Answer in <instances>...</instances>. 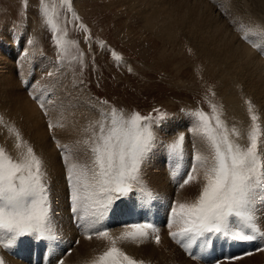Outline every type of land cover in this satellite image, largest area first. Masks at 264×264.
Segmentation results:
<instances>
[{"label": "snow or ice", "instance_id": "obj_1", "mask_svg": "<svg viewBox=\"0 0 264 264\" xmlns=\"http://www.w3.org/2000/svg\"><path fill=\"white\" fill-rule=\"evenodd\" d=\"M40 11L55 30L45 0H40ZM79 26L84 28L83 24ZM240 31H244L243 28ZM247 37L245 33L241 38L247 40ZM53 40L60 53L57 56L59 61L70 44L63 35H53ZM112 55L117 61L121 59L115 53ZM49 75L53 73L49 72ZM33 98L47 118L50 134L63 127L53 123L40 97ZM154 112L155 116L151 113L141 115L137 111L125 116L122 111L113 108L100 113L101 119L85 129L90 135L82 142L86 154H90L89 164L72 162L71 149L57 142L65 165L69 211L77 230H82L84 240L95 238L107 244L91 264H142L128 256L117 243H141L151 238L160 244L159 229L153 222L131 223L119 235H113L104 223L120 204L129 203L128 211H137L138 214L146 211L142 198L139 203L132 199L134 188L141 182L143 164L155 150L157 130L174 119L160 109H154ZM181 112L186 117L195 118V126L190 125L187 131L202 135L209 151L208 154L199 150L193 153L186 176L182 175L180 164H176L172 175L177 178L178 190L198 181L201 174L203 183L194 202H170L167 212L169 237L193 260H199L209 249L214 251L218 242L234 245L259 241L252 250L217 258L214 264H223L224 261L230 264L244 256L264 252V231L257 227L255 212L257 197H264V169L257 151L260 134L256 123L258 117L251 116L249 144L244 148L230 138L215 105L211 117L215 121L214 127L203 111ZM0 123H7L2 116ZM8 131H13V128L9 127ZM14 135L19 148L21 133L17 129ZM52 139L56 140L55 135ZM185 139V133H179L178 138L167 146L168 155L173 160L182 158L181 148ZM148 196L151 197V193ZM53 212L51 185L43 160L31 146H27L26 153L19 160L6 155L0 148V244L3 248L12 249L21 238L32 237L45 243L49 252L54 253L57 236ZM232 218H238L239 223ZM75 243L80 244L81 241L77 239ZM194 245L198 246L199 252H193ZM0 264H6L4 257H0ZM58 264H64V260L59 259Z\"/></svg>", "mask_w": 264, "mask_h": 264}, {"label": "rangeland", "instance_id": "obj_2", "mask_svg": "<svg viewBox=\"0 0 264 264\" xmlns=\"http://www.w3.org/2000/svg\"><path fill=\"white\" fill-rule=\"evenodd\" d=\"M158 1L161 2V0H150L151 3L149 0H45L52 23L56 26L54 30L40 11V0H0V42L5 40L2 38L4 34H6V39L10 32L20 34L22 36L20 39L23 41L20 44L21 47H25L27 44L28 48H31V53H37V56H40L38 58L42 60L43 65H53L51 69L56 72L54 86L56 89L57 85H59L57 89L59 95L67 96L68 93H72L75 98L74 101H81L84 108H78L80 112L76 113L82 114L84 117L82 116V123L74 132L76 141L72 139L67 142L68 144L75 142L74 146L82 147L86 151L82 142L89 138L90 133L86 132L85 129H88L93 122L101 119L100 113L111 111L113 108L118 112L122 111L125 116L130 115L132 111H137L141 115L151 113L155 116L154 109H160L168 112L174 118L178 115H183L181 110L184 112L203 111L209 116L210 122L214 127L215 121L211 120V117L214 115L213 105H215L220 119L229 130L230 138L244 148L249 144V139L246 135L251 131V116L256 115L258 117L256 123L259 126L260 134L257 151L262 164V154L264 153V119L262 117L264 111L261 115L260 111L262 109L256 105L254 96L244 89L242 74L231 66L227 68L221 59L214 58V55L209 54L204 49H200L203 43L199 35L191 37L190 34L184 31L185 29L183 30L175 22L174 18H167L162 13L165 10L161 6L162 2ZM164 1L165 5L168 6L170 0ZM172 1L179 2L180 0ZM194 2H207L208 4L210 2V5L212 3L213 6H211L213 10H216L214 13L216 12L218 19L221 18L222 21L225 19L223 23L227 24L226 26L230 27V29L232 26L235 27L236 23L243 22L242 24L246 23L243 29L250 26V29L255 30V33L264 37V8L259 4L253 7V3L250 0H195ZM218 2L220 6H218ZM229 21H232V26L228 24ZM80 24H83L84 28H81ZM53 35H63L64 39L69 41L70 44L68 51L60 56L59 61L57 56L60 53L55 46ZM251 35L247 39L249 38L248 41H254L253 43H255L258 35H254L256 39H254L253 35L251 37ZM197 39H201L200 42L202 44L197 42ZM29 40L32 41L31 44L28 43ZM258 45L257 47L261 50V44ZM113 53L120 56L121 59L117 61L115 56L112 55ZM4 54L6 55L5 52ZM31 74L32 71L28 70L29 77ZM29 77L26 79L29 80ZM16 80L21 83L20 77H16ZM65 80L71 84V91L69 88L66 90L63 86ZM19 86L21 88V85ZM2 99L4 98L0 96V100ZM105 101L107 102L106 104L103 103ZM263 102L262 105L264 106ZM92 109H98V111L96 110L95 112ZM0 110V113L4 114H0V116L4 117L6 115L5 119L3 118L5 121L6 119L15 120L17 118L15 114L16 118L11 117L7 106L0 107ZM239 113L245 115V117L239 118ZM194 120V117H189L185 125L186 129L180 128L175 133L177 135L176 138H178L179 133L187 134V129ZM7 123V131L4 130L5 123H0V148L4 149L6 155L11 156L14 160H19L26 153L28 145L21 144L20 141L19 143L23 146L22 151L9 152L7 150V145H5L7 138L15 139L14 132L19 128L13 126L11 122L7 121ZM243 123L251 127L240 128ZM168 124L157 130L156 134L158 135H156L155 144L159 135L164 130H168L166 127ZM9 127H13V131H8ZM239 129H241L242 134ZM18 130L21 131L20 129ZM46 130L49 132L47 126ZM197 140L199 141L198 137L188 138L186 145L189 148L196 146V143L198 144ZM59 144L63 145V143ZM183 148H181L183 157L179 160L181 173L186 176V170L191 167V164L185 159ZM86 155L85 157L91 159L90 154ZM179 160L177 159V162ZM165 161H168L167 157ZM174 163L175 160L171 158L170 165H168L172 173L176 167L173 165ZM162 170L165 171L164 168ZM167 181L172 190V192H169L171 194L154 188L150 190L148 187L147 192L136 194L134 200L139 203L142 198L145 201V205L148 204L146 202L150 201V206L159 203L167 207L171 201H177L180 197L179 194L182 192H185L184 195H192L193 201L198 197L197 193H193L190 184L184 189H179L182 190L179 191L178 186L176 187L177 180H171L170 178L169 181L167 178ZM50 185L52 196L56 186L51 183ZM64 187L66 188L67 197L66 183ZM148 192L151 193V197L148 196ZM186 192L188 193L186 194ZM152 195L154 196L153 198ZM52 201L54 205L56 201L53 198ZM67 206L69 207V205ZM150 206L146 205V209L150 208ZM68 207L67 212L69 213ZM128 207H130L128 203L121 205L122 210L125 211H128ZM144 218L146 219V217ZM232 219L239 223L238 218ZM115 223L113 225L114 228L110 230L112 234L122 229L120 226L119 228L116 227L117 221ZM151 243L152 239L148 244ZM72 244H66L70 249L65 246L68 253L72 251ZM118 244L121 247L126 248L128 246L130 248L134 245L146 243H133L134 245L130 243V245L122 242ZM252 247L256 246H251L250 248ZM103 251L96 253L87 262L91 264V261ZM60 254L63 257L66 253L61 252ZM243 258L250 259V256H244ZM79 262L76 261V263ZM138 262L148 264L146 263L147 259H141ZM148 262L151 263L149 260ZM177 262L183 264L181 261ZM239 263L240 260L230 262V264Z\"/></svg>", "mask_w": 264, "mask_h": 264}, {"label": "bare ground", "instance_id": "obj_3", "mask_svg": "<svg viewBox=\"0 0 264 264\" xmlns=\"http://www.w3.org/2000/svg\"><path fill=\"white\" fill-rule=\"evenodd\" d=\"M194 1L180 0L179 2H174L170 0L169 5L166 6L165 1L161 0L162 2L161 6L165 9L164 11H162V13L165 16H167V18H172V19L174 18L175 22L178 25H180L183 30L185 29L184 31H186L187 34H190L191 37L192 36L195 37V35H199V37L202 40L197 39L196 41L197 42H200V40L202 41L203 46L201 45L200 49H204L209 54L214 55L213 56L214 58L217 57L221 59L225 63L227 68L231 66L235 70H237L240 74H242L243 77L242 84L244 85V89L249 91L254 96L256 105L262 109V111H260L262 115V112L264 111V106L262 105V102L264 101V62L258 57V54L254 52V49H256L257 46H259L258 44H261V50L262 51L264 50V37L262 35L255 33V30L250 29L249 26V28L246 27L245 29H243L244 31L239 32V34H242V36H244L245 33H247L248 36L252 34L253 37L254 35H258L257 36L258 39L256 40L255 43H253L254 41L253 42L248 41L249 38L247 40L242 39L240 41L237 35L232 31V29L226 26L227 24L225 25L223 23L225 19L223 21L221 20V18L218 19L217 14H215L216 12L214 13V11L216 10H213L212 3L211 6L210 2L209 4L207 3L208 1L207 2H194ZM250 1L253 3V7L259 4L262 8H264V0H250ZM234 4L233 6H235ZM238 10L240 9L238 8ZM236 16L239 18L238 15ZM165 20L164 22H166ZM261 21L263 20L261 19ZM160 24L162 26L161 21ZM9 34L10 35H8L7 39H6V34H4L2 38L5 40L0 42V96L4 98L0 100V107L7 106L9 109V113L11 114V117L13 116L16 118L17 116L15 120L6 119V122L7 121L11 122L13 126L19 127L18 129L21 130L20 131L21 144H25V145L27 144L28 146H31L33 148L36 155H38L43 160L44 168L49 176V183L56 186L51 196L53 200L56 201L55 204L53 205L54 208L53 225H54L55 235L58 237L57 242L61 243L59 248H64L62 252L66 254L62 257V255L60 254L61 252H59V250L56 248L54 253H50V256L44 262V264H58L59 259H63L64 264H85L87 260L92 258L96 253L105 250L107 244L104 241L84 240L82 230L78 231L76 228H73L70 225L68 221L69 213H70L69 207L67 206L68 197H66V191H65L66 188L64 187L66 183L65 165L61 160V152L60 150H58L57 147V142L63 143V145H67L68 148L71 149L72 151V158H71L72 162L89 164L90 159L89 157H85L86 151L82 147H76V145L74 146L75 142H73V144L67 143L72 139L76 141L75 138L76 136L74 137V132L77 130L76 128L80 125V123H82L81 119L84 117L82 114L81 115L77 114L80 112L78 108L81 107L84 108V107L80 100H76L77 102L74 101L75 98L74 96H72V93L67 92L68 93L67 96H62L63 94L59 95V93L57 92L59 85H57L56 89L54 86L56 72L53 69H51V66L53 65L51 66H49L48 64L43 65L42 60L38 58L40 56H37V53L36 54L33 52L31 53V48H28L27 44L25 47H21L20 44L23 41L20 39L22 37L20 34H16L14 32H10ZM254 39L256 38L254 37ZM249 42L252 43V45L255 44L257 46L254 48L250 47ZM4 52L6 53V55L4 54ZM28 70L32 71L30 77L28 76ZM49 72L53 73V75L50 76ZM16 77H20L21 83L19 80H16ZM28 77L29 80L26 79ZM19 85H21V88ZM70 85L71 84L69 83V81L67 82L65 80L63 86L65 87L66 90L69 88V90L71 91ZM62 93L67 94L66 92H62ZM37 96L40 97L41 101L45 102V107L48 109L49 116L52 118L53 123H59L60 125H63V127L56 128L54 133L52 134H50L46 130L47 118L44 116L43 112L41 111L37 101L33 98ZM96 110L98 111V109ZM96 110L94 111L96 112ZM238 116L239 118L245 117V115H242L240 113L238 114ZM262 118L264 119V115ZM188 119L189 117H186L184 115H178L169 122L168 126H166L168 130L167 131L164 130L159 135L156 142L158 147L156 146L153 153L150 155V157L142 166L141 182L140 184L135 185L134 194L132 195L133 200L136 197V194L147 192L148 187L150 188V190L154 188V189L163 190L165 192H168V194H171L169 192H172V190L169 187V183L167 181V178L170 181L169 165L171 162V157L167 153V146L171 142H173L172 140H175L177 136L175 135V133L180 128L186 129L185 125ZM195 124H196V120H194L191 123V126H195ZM7 125L8 123H5L4 126L5 131H7L6 130ZM52 135H55L56 137L55 141L52 139ZM185 135H186V139L184 144L182 145V148L184 147L183 148L184 150L182 151L187 162L191 164L192 153H194L196 150H199L204 154H208L209 150L207 148V143L205 138L202 137V135H194L189 132ZM246 136L248 137V135ZM193 137L199 138V141L197 140L198 144L196 143L195 148L192 146L191 148H189L188 145H186V143L188 142L187 139ZM16 143H17L16 138L10 139L8 137L5 143V145H7V150L9 152H13L15 150L22 151L23 146L20 144V147L17 148ZM262 155H263L262 165H264V153ZM166 157L168 159L167 162L165 161ZM181 157L183 156L181 155ZM162 168L165 169L167 174L165 173L164 170H162ZM202 183H203L202 174L199 177L198 181L190 183L194 194L197 193L199 195L200 190L202 188ZM177 186L178 185L176 184V187ZM184 193L182 192L181 194H179L180 197L177 200V202H194L193 201L194 198L192 197V195L188 196V195H184ZM187 193L188 192H186V194ZM154 196L152 195V198ZM146 203H148L146 204L147 206H150L149 203L151 202L148 201ZM121 205L118 208L120 212L122 210ZM66 206L68 207L69 213L67 212ZM155 206L157 213L160 215L161 211L165 207L159 203H155ZM132 212H137V211H132ZM255 212L257 213V227H259L262 231H264V197H259V196L257 197ZM141 214L144 217H146V219L144 218L145 220H149L151 209L148 208L146 209L145 212ZM161 217H162L161 221L156 223V226L159 229L157 234H159L160 236V244H156L153 239H152V243L148 244V242H151V238H150V240L141 242L146 244H139L137 242H132V241L126 242V244H130V243L139 244V245L133 244L134 246H131L130 248L128 246L127 248L125 244L123 245H125L126 248H124L123 246L121 247L118 243H122V242H118L117 246L120 247L128 256H130L136 261L138 260L140 261L141 259H147L146 263L148 264L151 263L173 264V263H177V261H181L183 264H196L183 258V256L173 247V245L170 244L171 243L169 240L170 237L167 235L169 232V229L167 227V222L166 223H164V221L162 222L163 216ZM115 222L112 221L111 223H115ZM112 228H114V226H112L111 229ZM123 230L124 229L122 228L113 235H119V233ZM76 238L81 241L80 244H76V243L74 244V239ZM67 243L68 244L73 243L71 246L72 251L70 253H68L65 249ZM253 248L255 247H252L250 249L252 250ZM0 257L5 258L6 264H24L21 261H18L17 258L15 257H8L1 250H0ZM24 259L28 260V262L30 263H33L34 261V258L29 255L24 256ZM148 260L151 261V263L148 262ZM76 261H80V262L76 263ZM87 263L89 264V262ZM239 264H264V252H256L254 253V255L250 256V259L247 258L240 259Z\"/></svg>", "mask_w": 264, "mask_h": 264}]
</instances>
